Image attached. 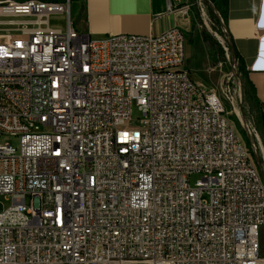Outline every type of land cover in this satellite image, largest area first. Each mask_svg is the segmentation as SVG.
Wrapping results in <instances>:
<instances>
[{
  "label": "built area",
  "instance_id": "1",
  "mask_svg": "<svg viewBox=\"0 0 264 264\" xmlns=\"http://www.w3.org/2000/svg\"><path fill=\"white\" fill-rule=\"evenodd\" d=\"M72 5L0 0V264H264L263 175L185 31L95 37Z\"/></svg>",
  "mask_w": 264,
  "mask_h": 264
},
{
  "label": "rangeland",
  "instance_id": "2",
  "mask_svg": "<svg viewBox=\"0 0 264 264\" xmlns=\"http://www.w3.org/2000/svg\"><path fill=\"white\" fill-rule=\"evenodd\" d=\"M81 0H73L72 19L81 24L79 6ZM186 18L190 20V29L186 31V69L205 90L216 93L230 119L235 123L239 136L249 149L264 178V110L255 105L246 81L238 71V61L229 43L224 20L212 0H188ZM63 17L52 19L53 25L64 26ZM144 117L137 106L132 112V126ZM18 146V139L2 136L0 145ZM201 175L191 176L194 186ZM31 198H26L30 206ZM12 199L0 196V211L11 207ZM264 252V231L262 234Z\"/></svg>",
  "mask_w": 264,
  "mask_h": 264
},
{
  "label": "crops",
  "instance_id": "3",
  "mask_svg": "<svg viewBox=\"0 0 264 264\" xmlns=\"http://www.w3.org/2000/svg\"><path fill=\"white\" fill-rule=\"evenodd\" d=\"M188 0H81L77 31L95 37L109 34L159 35L175 26L190 29ZM172 4L174 11H169ZM73 6V5H72ZM72 18V11H71ZM226 30L244 60L248 81L264 110V0H228Z\"/></svg>",
  "mask_w": 264,
  "mask_h": 264
},
{
  "label": "trees",
  "instance_id": "4",
  "mask_svg": "<svg viewBox=\"0 0 264 264\" xmlns=\"http://www.w3.org/2000/svg\"><path fill=\"white\" fill-rule=\"evenodd\" d=\"M212 2H213V4H215L217 6L218 11L220 12V14H221V16H222V18L224 20L225 26H226L227 22H228V0H212ZM231 42H232V40H231ZM231 47L233 48L234 56H235V58L238 61V71L242 75L244 80L246 81V84H247V86L249 88L247 94L250 95V97L253 100V103H255V105L261 107V103H260V101H259V99L257 97L256 89L253 86V84L248 81L249 72H248V70H247V68L245 66L244 60L238 54V52L235 50L233 45H231Z\"/></svg>",
  "mask_w": 264,
  "mask_h": 264
}]
</instances>
